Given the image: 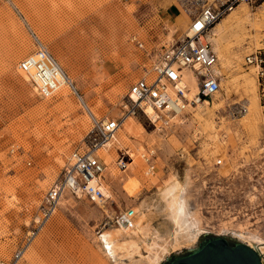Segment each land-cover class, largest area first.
<instances>
[{"label": "rangeland", "instance_id": "1", "mask_svg": "<svg viewBox=\"0 0 264 264\" xmlns=\"http://www.w3.org/2000/svg\"><path fill=\"white\" fill-rule=\"evenodd\" d=\"M182 1L198 12L195 0ZM244 6L253 23L247 27L250 38L238 48L232 35L238 28L228 33L242 63L233 58L220 92L202 97L186 111L163 112L153 119L142 111L126 117L124 106L131 85L152 67L133 37L143 39L142 32L160 15V7L148 0H0V259H11L23 244L47 191L63 178L71 154L84 146L93 126L70 87L45 98L20 71L19 63L38 50L37 40L72 78L98 119L125 121L114 145L115 174L102 177L108 191L105 206L65 193L19 264H116L99 236L123 230L126 226H116L112 219L129 208L136 210L134 221L143 217L163 239H174L175 225L160 196L171 179L180 182V194L201 231L191 245L169 252L159 264L215 236L246 243L237 236L246 232L264 240L260 69L254 73L255 90L245 82L256 66L247 64V57L260 52L264 58V6ZM231 18L233 14L219 23ZM187 79L195 82L191 73ZM206 101L210 104H203ZM245 107L255 115L245 113ZM149 150L155 151L153 174L143 157L140 168L133 164ZM135 182L139 186L130 192Z\"/></svg>", "mask_w": 264, "mask_h": 264}, {"label": "built area", "instance_id": "2", "mask_svg": "<svg viewBox=\"0 0 264 264\" xmlns=\"http://www.w3.org/2000/svg\"><path fill=\"white\" fill-rule=\"evenodd\" d=\"M195 1L199 7L191 24L180 37L172 39L161 50L148 47L145 42L133 37L135 46L145 51L152 60V67L146 76L131 85L129 102L124 106L126 117L135 116L139 111L147 114L146 108L149 107L158 113L176 114L178 111H186L189 107H193L202 97H212L219 93L221 80L214 73V68L219 64L220 59L211 40L216 25L240 5L264 6V0ZM37 45L38 50L21 61L18 67L20 71L30 75L40 94L49 98L63 82L62 70L39 40ZM246 62L256 65L260 69L259 78L264 80V58L261 53L249 55ZM32 68L36 72L33 75ZM189 73L198 87V92L193 97L190 96L191 88L187 79ZM36 78L42 82V86L38 85ZM69 87L79 98L81 97L73 84ZM124 121L121 118L92 119L93 126L84 146L73 151L65 167L63 178L55 182L47 191L34 227L12 258L0 259V264L20 263L29 246L58 210L65 193L71 192L78 198H90L105 206L106 196L101 189V181L106 165L99 157L98 151L115 140V135ZM154 155L153 150L143 155L149 165L148 172L151 174L155 169ZM135 218L136 210L129 208L116 214L112 222L116 226L131 227Z\"/></svg>", "mask_w": 264, "mask_h": 264}, {"label": "bare ground", "instance_id": "3", "mask_svg": "<svg viewBox=\"0 0 264 264\" xmlns=\"http://www.w3.org/2000/svg\"><path fill=\"white\" fill-rule=\"evenodd\" d=\"M244 7H246L244 6V4L240 5L233 13H231L233 14V18L225 19L223 22L218 23L214 29L213 40L215 41V44L217 46V48L215 46L214 48L217 51L220 59L219 64L214 68V73L220 78V80H226L225 75L227 69L230 68L231 64L233 63V58L235 59L238 57L239 61H241L240 63H242V55L240 52L238 53L237 51H234V46L231 44L232 42L228 38V33L230 31H233L235 28H238L237 32L233 31L234 34H232L233 38H235L234 42L236 44V47L241 48V46H244L248 43L247 40L250 37L249 32H247V27L249 24L253 25V23H251L248 10ZM258 29L259 28H256L257 31H259ZM255 40L258 46L262 45L259 43L260 40H258L257 37H255ZM58 65L62 70L61 77L63 78V82L55 91V93H57L58 91L66 90L67 87H69V85L71 84L74 85L72 78L67 75V73L59 63ZM257 68V66H254V68L252 67V71L248 75H246L245 78L247 87L253 88L254 90L257 88L254 79L255 69ZM21 72L25 74L28 79H30L29 74L23 71ZM35 73L36 72L34 68H32L31 74L33 75ZM36 81L38 85L42 86V82L38 78H36ZM189 86L191 88L190 96L193 97V95L197 94L198 87L195 82L193 84H189ZM80 100L82 106L87 111L90 118H97V116L94 114L95 111L93 112L92 108L84 100V98L80 97ZM203 104L209 105L210 103L209 101H206ZM245 108V113H248L249 116L255 115L254 109L250 107ZM146 110L147 114H145V112H142V115H144V117H148L147 115H150L153 119L161 118L160 114L154 111L152 108L149 107L146 108ZM179 112L181 111H178V113ZM167 114L168 113H166V115ZM120 129L121 128L118 129L117 133H119ZM116 141H119L117 134L115 135L114 141L107 145V147L98 151L99 157L103 159V162L106 165L104 174H106L107 172H111L112 176H114L115 174L113 162L115 160V153L117 151V148L114 146ZM130 152L132 153V151ZM132 155L133 157H135V154ZM142 157L143 154H140V156L133 162V164L136 163L138 165V168L141 167ZM138 186L139 184L135 182V185L130 190V192H133V190ZM101 189L105 193V195H108L107 188L104 186V184L101 185ZM180 191V182L178 180L171 179L161 189L160 194L162 199L161 203L165 205L175 225V236L173 235L174 239H163L161 236H159L158 233L156 234L154 231H152V228H149L148 225H145V219L143 220V217H141L140 220L134 221L131 227L126 226L125 228H123V230L118 229L115 234H113L112 232L104 231L99 236L103 244V248L106 250L109 258H111L112 261H114L116 264H159L169 252L179 249L183 246L191 245V243L197 239L198 234L201 231V227L199 221L192 218V216L188 212V202L181 196ZM132 235L134 236V238L132 237ZM129 236L132 238H129ZM237 236H239L240 239L246 241V244L248 243V245L259 249L261 252H264V240L258 235L254 233L242 232L237 234ZM143 249H145V253L142 252ZM127 260L129 262H127Z\"/></svg>", "mask_w": 264, "mask_h": 264}, {"label": "water", "instance_id": "4", "mask_svg": "<svg viewBox=\"0 0 264 264\" xmlns=\"http://www.w3.org/2000/svg\"><path fill=\"white\" fill-rule=\"evenodd\" d=\"M166 264H264V252L244 242H230L222 236L205 240L200 246Z\"/></svg>", "mask_w": 264, "mask_h": 264}, {"label": "crops", "instance_id": "5", "mask_svg": "<svg viewBox=\"0 0 264 264\" xmlns=\"http://www.w3.org/2000/svg\"><path fill=\"white\" fill-rule=\"evenodd\" d=\"M160 7V15L142 32V40L148 47L161 50L171 39L180 37L191 24L194 15L192 9L178 0H148ZM137 37V36H136Z\"/></svg>", "mask_w": 264, "mask_h": 264}]
</instances>
